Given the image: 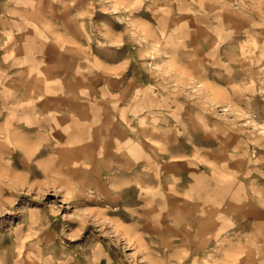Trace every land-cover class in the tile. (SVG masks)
<instances>
[{"label": "rangeland", "instance_id": "rangeland-1", "mask_svg": "<svg viewBox=\"0 0 264 264\" xmlns=\"http://www.w3.org/2000/svg\"><path fill=\"white\" fill-rule=\"evenodd\" d=\"M0 264H264V0H0Z\"/></svg>", "mask_w": 264, "mask_h": 264}]
</instances>
